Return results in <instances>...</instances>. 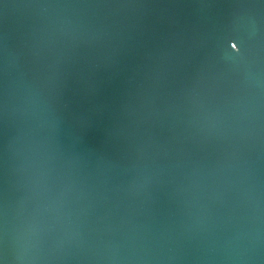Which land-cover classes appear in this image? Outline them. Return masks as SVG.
I'll use <instances>...</instances> for the list:
<instances>
[{"label": "water", "instance_id": "water-1", "mask_svg": "<svg viewBox=\"0 0 264 264\" xmlns=\"http://www.w3.org/2000/svg\"><path fill=\"white\" fill-rule=\"evenodd\" d=\"M0 264H264V0H0Z\"/></svg>", "mask_w": 264, "mask_h": 264}]
</instances>
